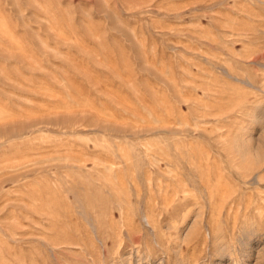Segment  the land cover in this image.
<instances>
[{"label":"rangeland","instance_id":"obj_1","mask_svg":"<svg viewBox=\"0 0 264 264\" xmlns=\"http://www.w3.org/2000/svg\"><path fill=\"white\" fill-rule=\"evenodd\" d=\"M0 264H264V0H0Z\"/></svg>","mask_w":264,"mask_h":264}]
</instances>
